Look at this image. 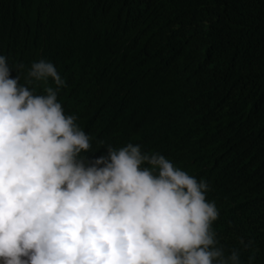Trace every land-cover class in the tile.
Instances as JSON below:
<instances>
[{
  "label": "trees",
  "instance_id": "1",
  "mask_svg": "<svg viewBox=\"0 0 264 264\" xmlns=\"http://www.w3.org/2000/svg\"><path fill=\"white\" fill-rule=\"evenodd\" d=\"M0 55L20 84L55 62L93 154L140 144L211 182L221 243L264 264V0H0Z\"/></svg>",
  "mask_w": 264,
  "mask_h": 264
},
{
  "label": "clouds",
  "instance_id": "2",
  "mask_svg": "<svg viewBox=\"0 0 264 264\" xmlns=\"http://www.w3.org/2000/svg\"><path fill=\"white\" fill-rule=\"evenodd\" d=\"M53 63L33 62L20 84L0 55V264H253L251 238L221 243L211 182L140 144L92 153Z\"/></svg>",
  "mask_w": 264,
  "mask_h": 264
},
{
  "label": "bare ground",
  "instance_id": "3",
  "mask_svg": "<svg viewBox=\"0 0 264 264\" xmlns=\"http://www.w3.org/2000/svg\"><path fill=\"white\" fill-rule=\"evenodd\" d=\"M92 86H93V85H92ZM211 109H212V108H211ZM199 131H200V130H199ZM203 132H206V131H203ZM199 133H200V132H199ZM199 135H200V134H199ZM205 135H206V134H205ZM208 136H209V135H208ZM134 139H135V138H134ZM136 139H137V138H136ZM136 139H135V140H136ZM191 139H192V138H191ZM190 141H191V142H194L195 140L192 139V140H190ZM119 145H121V144L119 143ZM118 147H119V146H118ZM121 147H122V146H121ZM104 151H105V150H104Z\"/></svg>",
  "mask_w": 264,
  "mask_h": 264
}]
</instances>
